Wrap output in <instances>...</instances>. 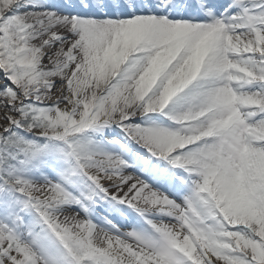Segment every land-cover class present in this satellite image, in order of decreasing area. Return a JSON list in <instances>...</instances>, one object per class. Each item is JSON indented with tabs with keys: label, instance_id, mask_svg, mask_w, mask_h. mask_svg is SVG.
Masks as SVG:
<instances>
[{
	"label": "snow or ice",
	"instance_id": "6c2138e0",
	"mask_svg": "<svg viewBox=\"0 0 264 264\" xmlns=\"http://www.w3.org/2000/svg\"><path fill=\"white\" fill-rule=\"evenodd\" d=\"M0 113V264H264V0H0Z\"/></svg>",
	"mask_w": 264,
	"mask_h": 264
},
{
	"label": "bare ground",
	"instance_id": "6f19581e",
	"mask_svg": "<svg viewBox=\"0 0 264 264\" xmlns=\"http://www.w3.org/2000/svg\"><path fill=\"white\" fill-rule=\"evenodd\" d=\"M61 34L66 35L67 33H61ZM45 64L47 65L48 62L45 61ZM55 98H57V97L54 96V99H55ZM0 115H3V113H0ZM125 190H127V189H125ZM68 215H75V213H68ZM81 218H82V217H81ZM61 219H63V217H61Z\"/></svg>",
	"mask_w": 264,
	"mask_h": 264
}]
</instances>
